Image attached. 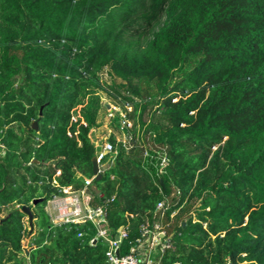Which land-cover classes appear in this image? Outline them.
<instances>
[{"label": "trees", "instance_id": "obj_1", "mask_svg": "<svg viewBox=\"0 0 264 264\" xmlns=\"http://www.w3.org/2000/svg\"><path fill=\"white\" fill-rule=\"evenodd\" d=\"M99 91L140 131L96 178ZM79 173L122 253L166 195L158 264H264V0H0V264H109L92 221L46 209Z\"/></svg>", "mask_w": 264, "mask_h": 264}, {"label": "built area", "instance_id": "obj_2", "mask_svg": "<svg viewBox=\"0 0 264 264\" xmlns=\"http://www.w3.org/2000/svg\"><path fill=\"white\" fill-rule=\"evenodd\" d=\"M104 73L103 71V77L105 76ZM103 104L111 110L113 116H116L114 118H118L122 129L128 131L129 139L124 140L127 141V143L123 145L126 148H130L133 135L130 133L132 121L129 113L132 110V104L127 102L125 105L126 109L121 108L118 114L113 113L112 110L116 105L110 102ZM92 139L96 147L95 155L97 156L102 171V166L108 162V159H105L106 155L116 151L117 148L115 143L108 138L101 142L93 137ZM146 153L148 154L147 151ZM167 163V157L162 156L159 170H164ZM60 172L61 171L58 170L57 174ZM78 176H81L84 180L83 187L75 188L71 184L64 185L60 193L54 194L48 199V202L55 210V217L52 218L51 216L52 221L54 223L92 221L96 228V232L90 242L95 243L100 238L107 242L108 247L105 253L109 264H158L156 254L160 251L163 252L171 245L170 235L167 234L166 226L159 218L164 215L165 210L169 206L168 197L164 195V197L157 202L153 211V218L147 216L140 224V237L130 245L128 251L122 253L121 244L126 235L125 226H120L116 232L111 229L105 203H100L98 205L91 204L92 191L90 193L88 189H90L89 185L92 183L93 177L83 176L81 173H79ZM78 234L80 235L82 232L79 231ZM117 250H119V252H117Z\"/></svg>", "mask_w": 264, "mask_h": 264}, {"label": "rangeland", "instance_id": "obj_3", "mask_svg": "<svg viewBox=\"0 0 264 264\" xmlns=\"http://www.w3.org/2000/svg\"><path fill=\"white\" fill-rule=\"evenodd\" d=\"M109 68V67H108ZM106 68V69H108ZM103 72V71H102ZM104 78L108 80V82H111V78L110 76L108 75L107 71H104ZM115 79L117 80V82L121 81V79L119 77H115ZM100 92V95H101V100L103 103H106V102H110L114 105H116V107H114L112 110H113V113H120V109H126V104L124 103V101H122L121 99L119 98H116V97H113V96H110L108 95L106 92H103V91H99ZM133 105H132V109H133ZM132 111V110H131ZM111 110L108 108V107H105L104 104L99 112V121H100V126L99 127H92L90 133L92 134V137L94 139H96L97 141H104L106 138H108L109 136L111 135H115L116 138H117V142H115V146L116 148L119 146V143L120 142H123L124 143H127V141H124V140H127L129 139L128 137V131H124V129H122V127L120 126V123L118 121V118H114L116 116H113V114H111ZM130 119L132 121V126H131V131L130 133L133 135L134 133L137 135L140 131V126L138 123H136L135 121V118L133 116V112H131V115H130ZM125 145V144H124ZM106 165H109L108 163L104 164L102 167L104 168ZM91 188L95 189V190H98L96 185L95 184H91ZM18 205V204H17ZM46 209L48 211V213L50 214V216H52V218L55 217V210L53 208V206L47 202V205H46ZM4 214H5V211H4ZM10 251V250H9ZM12 252H9V255L11 254ZM29 255V252L28 250H24V251H20L18 253H15L13 255V259H10V260H6V263L5 264H21V262L23 260H26L27 256Z\"/></svg>", "mask_w": 264, "mask_h": 264}, {"label": "water", "instance_id": "obj_4", "mask_svg": "<svg viewBox=\"0 0 264 264\" xmlns=\"http://www.w3.org/2000/svg\"><path fill=\"white\" fill-rule=\"evenodd\" d=\"M34 125H35V127H37V121H34ZM92 163H93V173H94V175L96 176V178H100L102 176V171L100 169V164H99V161H98L96 155L93 156ZM88 191L91 193V189H88ZM22 208L25 211H30L29 207H27V206H23ZM117 252H119V250H117Z\"/></svg>", "mask_w": 264, "mask_h": 264}, {"label": "flooded vegetation", "instance_id": "obj_5", "mask_svg": "<svg viewBox=\"0 0 264 264\" xmlns=\"http://www.w3.org/2000/svg\"><path fill=\"white\" fill-rule=\"evenodd\" d=\"M2 186H0V192L2 191ZM18 206H19V204H18ZM5 216V214H4V212L2 211V212H0V222H1V219L3 218ZM27 219H29V217H27ZM4 248H5V245H4V243H3V241L0 239V253L4 250ZM6 259V258H5Z\"/></svg>", "mask_w": 264, "mask_h": 264}, {"label": "crops", "instance_id": "obj_6", "mask_svg": "<svg viewBox=\"0 0 264 264\" xmlns=\"http://www.w3.org/2000/svg\"><path fill=\"white\" fill-rule=\"evenodd\" d=\"M92 135V134H91Z\"/></svg>", "mask_w": 264, "mask_h": 264}]
</instances>
